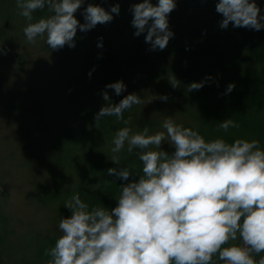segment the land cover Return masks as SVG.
Returning <instances> with one entry per match:
<instances>
[{"label":"clouds","instance_id":"obj_1","mask_svg":"<svg viewBox=\"0 0 264 264\" xmlns=\"http://www.w3.org/2000/svg\"><path fill=\"white\" fill-rule=\"evenodd\" d=\"M84 0H16L19 15L28 21L23 32L26 42L35 45L45 39L52 50L75 47L77 30L86 32L97 24L112 21L119 5L110 11L88 3L84 23L76 18ZM175 0H142L132 7L134 35L147 29L145 42L150 50H164L173 33L168 15ZM45 8L50 15L34 20L33 13ZM216 12L223 19L219 27L264 28V16L255 0H218ZM151 21V23H149ZM175 81H177L174 78ZM204 82H193L187 91L199 90ZM174 88L175 85H172ZM118 81L111 88L119 95L125 90ZM229 84L226 92H231ZM166 101L167 96L159 97ZM102 99L109 101L107 92ZM135 93L118 104L109 103L95 115V122L106 116L122 119L125 110L140 104ZM127 123V121H125ZM239 127L231 119L219 129ZM161 131L130 134L127 127L117 131L112 151L120 152L127 143L142 162L138 180L120 186L117 206L89 209L78 194L65 205L71 210L62 218V235L46 250L47 264H264V149L258 140L236 139L229 144L222 138L206 142L195 130L165 119ZM170 141L174 151L161 150ZM108 175L127 181V168H109ZM238 243H234L237 242ZM256 257H260L258 260Z\"/></svg>","mask_w":264,"mask_h":264},{"label":"trees","instance_id":"obj_2","mask_svg":"<svg viewBox=\"0 0 264 264\" xmlns=\"http://www.w3.org/2000/svg\"><path fill=\"white\" fill-rule=\"evenodd\" d=\"M108 1L87 0V3L102 7ZM217 2L175 0L176 7L167 17L173 36L164 50H150L151 45L145 42L147 29L139 36L134 35L133 12L128 11V7H119V14H112L110 26L96 32L95 37H84L75 44L78 47L79 74L69 96L77 105L69 108L72 121L59 132L52 144L61 151L55 158L60 167L61 185L57 182L49 188L42 185L37 190V202L48 200L60 212L71 211L65 205L78 194L89 209L104 207L111 210L117 206L120 186L138 180L142 175V162L136 154L138 150L128 153L126 143L120 152L114 153L113 139L124 127L131 130L130 134L140 133L147 127L151 135L158 120L154 126L143 120V113L135 104L124 111L122 119L106 116L96 123L94 117L101 107L78 105L81 102L87 104L86 96L97 89L123 82V79L129 85V94L137 95L143 90L141 86L151 87V81L157 86L163 81L165 85L169 77L174 76L185 106L192 107L186 113L192 123L184 119L183 127L197 131L206 142L217 138L229 144L236 139L258 140L264 149V28L256 31L234 27L231 23L227 29L220 28L223 17L215 10ZM255 2L260 9L259 14L264 16V0ZM150 3L155 6L158 0H150ZM114 5L110 4L109 11ZM17 10L16 0H0L3 31L12 24L9 21ZM39 13L36 11L34 15ZM193 82L204 84L199 90L187 91V86ZM229 84H234V88L226 92ZM124 97L120 95L112 104H118ZM226 119H231L239 127L229 128L227 132L219 129V123ZM73 126L85 134L80 141ZM160 148L169 154L174 151L168 141H164ZM109 168H127L131 175L124 181L108 175ZM71 177L74 178L71 180ZM8 224V218L0 212V264H3L2 259L9 247L5 239ZM61 235L60 231L39 238L33 255L30 258L19 257L16 264L48 262L51 257L46 255V250L54 247ZM259 258L256 257L257 260Z\"/></svg>","mask_w":264,"mask_h":264},{"label":"rangeland","instance_id":"obj_3","mask_svg":"<svg viewBox=\"0 0 264 264\" xmlns=\"http://www.w3.org/2000/svg\"><path fill=\"white\" fill-rule=\"evenodd\" d=\"M140 1L109 0L102 7L109 11L110 4L117 3L122 9L128 7L131 11ZM87 4L84 0L81 9L75 13L80 23L85 22L83 11ZM50 14L45 8L39 14L33 13V17L38 20ZM9 22L12 24L5 31L0 23V212L9 220L5 236L9 247L2 259L3 264H16L19 257L33 255L39 238L59 233L60 220L71 216V211L60 212L49 203L51 201L47 200L46 204L37 202L36 194L42 185L47 188L56 182L61 185L60 167L55 160L61 151L52 144L59 132L72 121L69 108L77 104L69 93L78 79L79 63L76 46L54 51L45 39H38L35 45L27 43L23 29L28 21L19 15L18 10ZM108 26L110 23L97 24L86 32L78 29L75 44L84 37H95L96 32ZM122 81L126 87L121 94L103 87L86 96L87 104L81 102L78 105L100 108L112 104L120 95L127 96L130 88L127 81ZM149 83L153 85L140 87L143 90L137 96L142 102L137 106L143 113V120L150 121L153 126L158 120L151 135L166 132L163 128L165 119L178 125L184 119L190 120L186 113L192 107L185 106L174 76H170L165 85L163 81L159 86L152 81ZM104 92L108 93L109 101L102 99ZM161 96H167V100H161ZM73 129L80 141L85 134L77 126ZM75 146L78 148L79 144ZM44 264H47L46 260Z\"/></svg>","mask_w":264,"mask_h":264}]
</instances>
